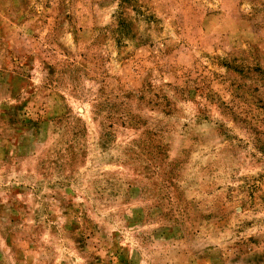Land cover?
I'll list each match as a JSON object with an SVG mask.
<instances>
[{
	"label": "rangeland",
	"instance_id": "rangeland-1",
	"mask_svg": "<svg viewBox=\"0 0 264 264\" xmlns=\"http://www.w3.org/2000/svg\"><path fill=\"white\" fill-rule=\"evenodd\" d=\"M0 264H264V0H0Z\"/></svg>",
	"mask_w": 264,
	"mask_h": 264
}]
</instances>
